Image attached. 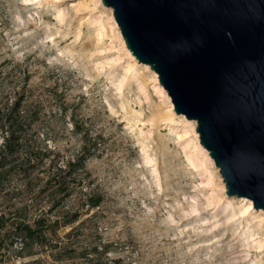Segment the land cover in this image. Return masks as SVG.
Masks as SVG:
<instances>
[{"label": "rangeland", "instance_id": "1", "mask_svg": "<svg viewBox=\"0 0 264 264\" xmlns=\"http://www.w3.org/2000/svg\"><path fill=\"white\" fill-rule=\"evenodd\" d=\"M114 21L102 0H0V147L19 136L0 264H264V210L227 194L197 122ZM82 157L66 196L57 168ZM38 220L43 245L21 250L18 225Z\"/></svg>", "mask_w": 264, "mask_h": 264}, {"label": "water", "instance_id": "2", "mask_svg": "<svg viewBox=\"0 0 264 264\" xmlns=\"http://www.w3.org/2000/svg\"><path fill=\"white\" fill-rule=\"evenodd\" d=\"M127 48L197 122L229 196L264 210V0H102Z\"/></svg>", "mask_w": 264, "mask_h": 264}, {"label": "trees", "instance_id": "3", "mask_svg": "<svg viewBox=\"0 0 264 264\" xmlns=\"http://www.w3.org/2000/svg\"><path fill=\"white\" fill-rule=\"evenodd\" d=\"M18 111L21 110V100H18L16 103V109ZM19 136L13 130L6 131V135L4 137V143L0 147V175L3 174L7 169V160L9 158H14L18 156L19 151L16 148V145L19 144L18 141ZM85 161L84 157L78 159H71L67 161V164L63 167H58L57 171L59 174L66 173L68 175V179L64 177V181L57 187L58 189H63L66 191V196H69L73 192V187L75 183L79 180V171H84ZM76 173V174H73ZM51 182L48 181V184ZM47 186V185H46ZM101 202L98 196H90L88 199V207L95 208L98 207ZM82 206L77 207L72 216L64 222V225L73 224L76 222L81 214ZM57 222V221H55ZM5 220L4 217L0 216V230L4 228ZM48 227H45L43 222L38 220L35 227L30 226L28 224H20L18 225V238L21 239L22 249L25 250L28 248H33L35 244L43 245L42 240L46 236V230ZM67 236L70 233L66 234Z\"/></svg>", "mask_w": 264, "mask_h": 264}, {"label": "bare ground", "instance_id": "4", "mask_svg": "<svg viewBox=\"0 0 264 264\" xmlns=\"http://www.w3.org/2000/svg\"><path fill=\"white\" fill-rule=\"evenodd\" d=\"M114 25H115V27H116V29H117V31H118V34H119V37L122 39V37H121V33L119 32V30H118V28H117V25H116V23H115V21H114ZM124 43V42H123ZM156 81L158 82V78L156 77ZM160 88L164 91V88H163V86L160 84ZM165 92V91H164ZM197 136V135H196ZM201 147V146H200Z\"/></svg>", "mask_w": 264, "mask_h": 264}]
</instances>
